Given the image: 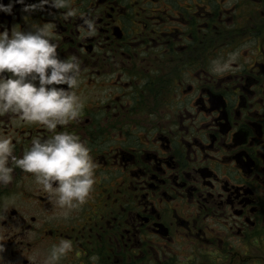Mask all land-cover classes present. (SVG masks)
I'll use <instances>...</instances> for the list:
<instances>
[{"label": "flooded vegetation", "instance_id": "obj_1", "mask_svg": "<svg viewBox=\"0 0 264 264\" xmlns=\"http://www.w3.org/2000/svg\"><path fill=\"white\" fill-rule=\"evenodd\" d=\"M71 6L65 21L64 10L15 4L0 31L52 23L59 58H79L84 108L57 131L87 145L96 182L65 219L17 169L0 185V264H42L62 238L74 248L60 264H264V0ZM82 15L95 36L81 38ZM232 53L230 70L214 73ZM0 119L18 156L48 135Z\"/></svg>", "mask_w": 264, "mask_h": 264}, {"label": "clouds", "instance_id": "obj_2", "mask_svg": "<svg viewBox=\"0 0 264 264\" xmlns=\"http://www.w3.org/2000/svg\"><path fill=\"white\" fill-rule=\"evenodd\" d=\"M15 4L23 5L22 11L29 14L44 11L45 6L64 10L65 21L78 14L71 0H10L7 5L0 2V13L11 15ZM81 18V38L95 36V20L83 15ZM55 40L52 23L34 25L27 31L19 27L11 33L7 29L0 31V118L8 117L10 128L35 125L48 133L33 136L18 156L12 132H0V185L12 183L17 169L32 174L40 190L67 219L72 211L87 203L96 182L95 165L90 149L78 135L57 131L58 126L78 120L84 102L76 91L82 83L79 58L60 59ZM237 58L238 54L232 53L224 62L213 61L212 71L230 70ZM73 248L71 240L62 238L51 246L42 264H60ZM89 259L95 264L97 257Z\"/></svg>", "mask_w": 264, "mask_h": 264}]
</instances>
